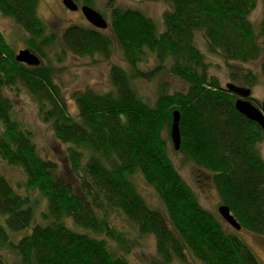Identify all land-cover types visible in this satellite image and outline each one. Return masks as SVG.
Wrapping results in <instances>:
<instances>
[{"label": "trees", "instance_id": "1", "mask_svg": "<svg viewBox=\"0 0 264 264\" xmlns=\"http://www.w3.org/2000/svg\"><path fill=\"white\" fill-rule=\"evenodd\" d=\"M258 1L263 17L255 28L250 15ZM73 2L94 9L91 0ZM165 2L161 31L142 12L110 3L109 35L92 26L62 31L71 54L109 60L117 51L126 64L111 66L108 91H72L71 114L45 61L58 38L46 33L37 0H0V13L26 31L27 48L42 60L36 67L18 63L0 32V162L24 177L23 187L14 188L0 171V264H129L127 256L148 236L155 250L147 264L184 263L187 256L201 264H260L199 204L174 168L168 142L177 111L178 152L210 179L218 206L228 207L240 230L264 241V133L235 110L236 96L209 73L197 45L201 39L224 63L230 83L252 90L264 77V0ZM148 55L156 65L145 71L140 65ZM163 73L185 89L170 93L160 83L149 105L136 83ZM19 88L65 147L64 165L43 158L33 132L17 120L5 93ZM251 100L260 107L262 101ZM137 174L165 214L148 206Z\"/></svg>", "mask_w": 264, "mask_h": 264}, {"label": "rangeland", "instance_id": "2", "mask_svg": "<svg viewBox=\"0 0 264 264\" xmlns=\"http://www.w3.org/2000/svg\"><path fill=\"white\" fill-rule=\"evenodd\" d=\"M37 3V15L41 19L40 21L42 24L46 27V33L55 34L58 38L56 44L46 51L45 61L47 60L52 69L56 72L55 75L57 76L54 81L63 90L62 95L69 113L75 114L77 112L76 107L69 96L72 91L89 88L99 93L106 92L111 88L109 84V72L111 66L116 65L123 68L126 67V64L117 51L113 52L109 60H105L98 55L92 57H78L71 54L69 51H66L61 43L60 37H58L62 34V31L72 25H80L83 27L91 25L86 22L79 11L72 12L66 9L62 4V0H37ZM109 3L114 7L138 10L148 18H151L158 26L159 31L163 30L162 14L168 9L165 0H91L94 9L98 11L102 17H105L104 19L107 22H109L107 20L109 17V9L107 5ZM262 17L263 6L261 1H258L256 8L250 15V20L255 28L260 24ZM108 30L109 27L101 31L108 34ZM0 32L13 49L14 54L20 49L27 48L25 42L27 34L16 26L11 19L5 18L1 13ZM197 45L205 55V60L209 65V73L217 78L221 87L225 89L226 83H230L231 81L227 76V69L225 68L224 63L217 56L208 52L201 39L197 42ZM146 60H148L146 64L140 65L141 69L147 71L148 68H153L156 65V62H154L150 55L146 57ZM256 65L257 64H253L251 67L256 68ZM160 83L162 84V87H165L170 93L185 89L184 84L178 79L163 73L158 75L151 82L136 83L138 92L143 101L149 105L153 104L156 96V87ZM5 94L14 104L17 120L33 132L39 154L45 159L57 162L60 166L64 165L66 163L65 147L55 139L49 126L39 121L35 112V104L29 98L25 90L23 88L13 89L7 91ZM251 97L260 102L264 100V77H260L258 85L252 88ZM259 150L260 155L264 160V143L259 145ZM168 154L181 179L195 193L199 204L205 210L216 216L225 231L235 234L242 239L253 251L259 263L264 264V241L248 232L241 230L235 231L220 218L217 212L219 198L211 185L210 179L206 178L204 174L195 171L192 164L187 162L178 151L173 149L171 141L168 142ZM0 171L10 181L14 188L17 186L23 187L24 177L18 168L0 162ZM134 179L139 192L148 206L165 214L155 191L141 179L139 174H137ZM33 194L36 196L35 193ZM41 204V207L43 208V203ZM116 223L124 225L122 221H116ZM108 243L111 245V248L115 249L114 243L109 241ZM140 244L141 245L138 248L127 256L129 264H147L146 261L154 254L155 246L152 237L148 236L142 238ZM173 264L201 263L193 260L190 256H187L184 263L174 261Z\"/></svg>", "mask_w": 264, "mask_h": 264}, {"label": "water", "instance_id": "3", "mask_svg": "<svg viewBox=\"0 0 264 264\" xmlns=\"http://www.w3.org/2000/svg\"><path fill=\"white\" fill-rule=\"evenodd\" d=\"M62 4L66 9L72 12H76L79 9L86 22L98 30H104L109 27V23L101 16V14L87 5H82L78 8V5L74 3L73 0H62ZM15 59L18 63L28 66H36L39 64L37 57L27 50L19 51L15 55ZM225 90L236 96V100L234 101L235 110L247 120L256 123L264 133V100L258 108L252 103L251 90L249 88L237 86L233 83H226ZM178 122L179 114L177 111H174L172 113V124L169 130V138L175 151L179 150L181 142ZM217 212L220 218L230 227L237 231L240 230V225L230 214L228 207L220 205L217 208Z\"/></svg>", "mask_w": 264, "mask_h": 264}, {"label": "flooded vegetation", "instance_id": "4", "mask_svg": "<svg viewBox=\"0 0 264 264\" xmlns=\"http://www.w3.org/2000/svg\"><path fill=\"white\" fill-rule=\"evenodd\" d=\"M79 7H81V6H78V8H79ZM77 11H79V9H78ZM77 11H76V12H77ZM79 12H80V11H79ZM80 13H81V12H80ZM13 23H14V22H13ZM14 24H15V23H14ZM15 25H16V24H15ZM16 26H17V25H16ZM19 28L22 29L21 27H19ZM22 30L24 31L25 34H27L26 31H25L24 29H22ZM26 38H27V37H26ZM22 50H27V51L30 52V50H29L28 48L20 49L19 51H22ZM19 51H18V52H19ZM18 52H17V53H18ZM17 53H16V54H17ZM30 53L33 54L35 57H37V59L39 60V64L42 63V60H41L36 54H34L33 52H30ZM16 54H15V55H16ZM24 65H25V64H24ZM27 66H28V65H27ZM234 96H235V95H234ZM235 99H236V98H235Z\"/></svg>", "mask_w": 264, "mask_h": 264}]
</instances>
